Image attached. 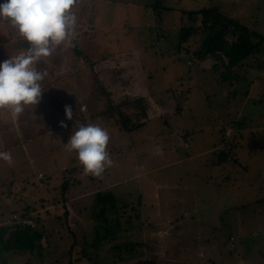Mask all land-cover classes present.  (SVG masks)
I'll use <instances>...</instances> for the list:
<instances>
[{
	"label": "rangeland",
	"instance_id": "374dc122",
	"mask_svg": "<svg viewBox=\"0 0 264 264\" xmlns=\"http://www.w3.org/2000/svg\"><path fill=\"white\" fill-rule=\"evenodd\" d=\"M204 7L264 35V0H78L72 8L77 16L72 46L62 44L36 63L44 77L39 102L25 105L18 118L10 109H0V151L13 157L11 166L0 160V222L7 220L9 229L3 244L13 251L33 247L35 252L16 251V261L0 247V264H35L36 256L45 264H98V258L130 264L127 256L131 264H140L143 258L136 256L142 255L144 244L156 248L159 243L156 252L145 256L147 262L264 264V41L260 52L235 66L232 74L214 67V57L198 52L202 34L195 31L186 42H178L179 28L202 27L201 19L191 20L188 13ZM4 25L0 62L29 47L14 27L4 35ZM111 104L118 108L108 113ZM66 105L72 120L65 117ZM75 121L99 124L109 133L106 150L113 165L99 177L86 174L76 152L65 147ZM128 135L134 143L126 151ZM196 152L186 158L185 153ZM123 154L144 160L143 168L168 164L157 177L146 174L114 190L118 198L132 202L134 209L126 210L122 225L133 233L131 239L143 244L122 255L109 250V241L94 243L98 234L91 208L98 179L105 183L139 170L132 160L118 168ZM64 175L81 181L71 184V194L78 196L64 208L39 206L37 211L49 210L41 216L45 230L62 209L69 208L70 218L55 220L53 231L38 241L16 230L8 219L11 209L21 210V201L10 202L23 195L24 186L31 191L25 180H49L54 187ZM25 196L31 201V193ZM75 209L82 213L77 216Z\"/></svg>",
	"mask_w": 264,
	"mask_h": 264
},
{
	"label": "trees",
	"instance_id": "16d2710c",
	"mask_svg": "<svg viewBox=\"0 0 264 264\" xmlns=\"http://www.w3.org/2000/svg\"><path fill=\"white\" fill-rule=\"evenodd\" d=\"M191 20H194L193 18H200L202 27L199 26H184L179 28V44H182L183 42H186L190 35H196L194 33L198 32L199 34H202V40H201V46L198 50V52L204 55H210L215 58V62H213V66L220 68L225 73H233L232 70L235 66L241 65L244 63L245 59H248L253 54L260 52V46L264 41V35L257 33L251 26H248L247 24H244L240 22L238 19H234L228 16L222 15L218 10L204 7L200 8L194 11H191L188 13ZM195 27V28H194ZM196 31V32H195ZM203 55V57H204ZM223 72V73H224ZM264 95V92L260 91V94ZM118 107L111 104V107L108 108L107 112L111 113L112 111L116 110ZM132 131V130H129ZM14 138V137H12ZM16 143H18L16 141ZM76 168H72L69 173L72 171H76ZM106 171V169H105ZM72 178V177H71ZM69 178V176H63L62 181L58 184V186H49V180L42 179V182H45L43 184L42 182L33 180L29 182V179H26L25 182H27L29 185H31L32 189L31 191L28 189L27 186H24V189L22 190L23 195H19V197H12L13 199L11 204L21 201L18 204L21 206V210L16 211V209H11V217L8 220H12L14 223V226L16 230L23 231L29 233V237L31 239L33 238L32 235H34L39 240L40 235L43 237V233L49 231L52 232V223L49 228L45 227L44 223H41V216L43 214H48L49 210H44L42 212H38L37 210L41 207L51 206V207H66L68 206V203H70V199L72 198V190L71 184H75L81 181L79 179H76V177L73 179ZM106 180V179H105ZM39 182V183H35ZM101 180L98 179V183L100 184L96 191L94 192L95 196L92 202V211H91V217L93 216V230L98 234L94 238V243H98L99 245L102 244L105 241H109L111 244L108 246L110 251H118L120 250V253L123 255V252L130 253L136 250V247H141L143 244L138 241H134L130 238V235H132V232H128L129 229L124 227L122 224L126 221L124 220V217L126 214L127 209L131 206L130 210L134 209V206L132 205V202L126 201L124 198L120 199L114 194V190H117L119 188V185L117 186H111V187H102L103 184H101ZM92 183H94L92 181ZM132 183V181L125 182L122 184V187L129 186ZM45 185V186H44ZM121 186V185H120ZM14 187H17L14 186ZM45 187V188H43ZM40 188V189H39ZM121 188V187H120ZM80 190V189H78ZM77 190V191H78ZM26 192V193H24ZM31 193L32 199L31 201H28V198L25 196L26 194ZM23 196H25V199H23ZM8 200V196H3V199ZM116 200L118 201V206L116 203ZM126 202H124V201ZM138 200H140L138 198ZM5 201V200H4ZM25 202V204L23 202ZM45 201H47V204H45ZM123 202V203H122ZM51 204V205H48ZM9 205V204H8ZM96 205H98V211L96 208ZM86 206V205H85ZM118 208V209H117ZM36 213L35 216L31 214L32 212ZM77 216L82 213L81 209H75V212ZM70 212L69 208L62 209V213L54 215L53 221L55 220L62 223L63 217L69 219L70 218ZM129 217H138V215L135 214H129ZM29 217L31 220L30 223L22 222V218ZM78 218H76L77 220ZM128 221V220H127ZM8 222L1 221V223ZM69 226V225H68ZM1 227V226H0ZM39 227V229L37 228ZM55 227V233L60 235L61 230ZM51 229V230H50ZM44 231V232H43ZM130 234V235H129ZM6 235V234H5ZM76 236L75 234H73ZM1 236V235H0ZM3 238L1 236L0 240V247L5 250L11 259L18 258L16 256L17 252L19 251L20 254H26L29 250L31 252V255H33L34 249L32 247V250L27 247H16L18 250H10L6 245L3 244ZM19 237L17 236V239L13 238V240L17 243ZM118 239H121L120 241H116ZM140 244V245H139ZM71 245V243H70ZM134 245V247H132ZM73 246V244H72ZM21 248V250H20ZM137 251V250H136ZM4 253V252H3ZM35 253V252H34ZM83 255V251L79 253ZM84 257H87L86 254H84ZM79 258V257H78ZM123 257L120 258L122 260ZM19 258L16 260L18 261ZM37 260V261H36ZM36 260H34L35 264H45L43 261V257L36 256ZM27 263H30L29 261H25ZM98 262L100 264H107V261L99 259ZM98 263V264H99ZM110 263V262H109ZM88 264H92L90 261ZM94 264V263H93ZM114 264V263H112Z\"/></svg>",
	"mask_w": 264,
	"mask_h": 264
},
{
	"label": "clouds",
	"instance_id": "9594fccd",
	"mask_svg": "<svg viewBox=\"0 0 264 264\" xmlns=\"http://www.w3.org/2000/svg\"><path fill=\"white\" fill-rule=\"evenodd\" d=\"M78 0H4L0 3V24H10L28 42L26 51L0 62V109H10L18 118L25 105H36L42 95L40 81L43 74L35 65L42 57L53 54L67 43L72 46L76 37L77 16L72 8ZM81 110H84L82 107ZM65 117L73 119L70 106L64 107ZM61 127H66L63 121ZM110 136L96 123L75 125L65 147L75 151L86 174L101 176L113 161L107 152ZM0 160L9 166L13 157L9 151H0ZM162 236L167 232L161 233Z\"/></svg>",
	"mask_w": 264,
	"mask_h": 264
},
{
	"label": "crops",
	"instance_id": "0c3cea01",
	"mask_svg": "<svg viewBox=\"0 0 264 264\" xmlns=\"http://www.w3.org/2000/svg\"><path fill=\"white\" fill-rule=\"evenodd\" d=\"M4 2V1H3ZM2 2V3H3ZM6 24V23H5ZM1 25H4V24H0V26ZM5 26V25H4ZM3 26V27H4ZM2 26L0 27V28H3ZM6 27H7V29H6V33L4 34V35H7V34H9V32L12 30H14V28L10 25V24H6ZM1 31V30H0ZM4 38H6V37H4ZM26 48H28V47H21V50L22 51H24ZM35 67H36V69L37 70H39L40 69V67L39 66H37V64L35 65ZM69 82H71V80H69ZM71 86H74L73 84H71ZM31 114V113H30ZM23 115H27V113H25V114H23ZM29 115V114H28ZM26 123V122H25ZM27 124V123H26ZM16 126L17 127H19L20 125L19 124H16ZM126 137V139L128 140V143H127V145L125 146V149H126V151H129V150H132V144L134 143V140H133V137L131 136V135H128V137L127 136H125ZM200 152H203V151H200ZM199 153V152H198ZM197 152L196 153H193V154H189V153H185L186 154V158H191L192 156L194 157V155H197L198 154ZM131 160H132V162H134V163H139L140 165H138V171H132L131 173H132V175H130V176H128V177H123V178H121V177H119V178H116V179H114V178H112V179H108V180H106L105 181V183H103V182H101V184H103V186L102 187H111V186H117V185H119V187H122V184H124L125 182H128V181H130V179H132V180H136L137 182H139V179H141L142 178V176H145L146 174L147 175H151V176H155V177H157L156 175H155V173L156 172H158V171H160V170H162V169H164L166 166H167V164L168 163H166V162H164V163H162V164H160V163H158V164H156L157 165V167H151V166H148V165H146L147 167L146 168H143L142 166H144V160H141V161H137L135 158H133L132 156H130V155H128V154H123L122 156H120V158L118 159V161H117V164H115L118 168L120 167V166H129L130 164L129 163H131ZM183 159H181V157L179 158V159H175V162H177V163H180L181 161H182ZM107 169V168H106ZM159 179H161V178H159ZM155 183V182H154ZM121 185V186H120ZM160 185H162V186H164L163 185V183L160 181ZM125 186V185H124ZM98 188V187H97ZM155 188L156 189H158L156 186H155ZM94 190V189H93ZM141 195V194H140ZM76 196H78V195H76ZM76 196H72V198L73 199H75L76 198ZM70 201H71V199H70ZM6 205H8L7 204V202H6ZM158 207L160 208V203H158ZM39 210V209H38ZM38 212H41V211H38ZM46 219V218H45ZM162 220V219H161ZM165 220H168V219H165ZM164 221V220H163ZM11 223V225H13L14 226V223L13 222H10ZM41 223L43 224L44 223V225H45V227H47V224H46V222H44V220L43 219H41ZM51 223H53L52 221H51ZM7 224H8V222H4V223H1V227H3V232L2 231H0V235L3 233V237L5 236V234H6V230H8L9 231V229L7 228ZM50 226H51V224H49L48 225V227L50 228ZM154 229V228H153ZM145 231V230H144ZM160 232V231H159ZM160 233H162V232H160ZM0 238H1V236H0ZM2 240V239H1ZM0 240V242L2 243V241ZM158 246L159 247H161V244L159 243L158 244ZM157 246V247H158ZM157 247L156 248H154V247H152V246H150V245H147V244H144V246L142 247L143 249V251L141 252L142 253V255H139V256H136V257H142L143 258V261L142 262H139L140 264H153L152 262H147V260L148 259H146L145 258V256H148V254H149V252H152V251H155L156 249H157ZM154 248V249H153ZM153 249V250H152ZM156 252V251H155ZM158 253V252H157ZM4 254V253H3ZM144 254V255H143ZM5 255V254H4ZM5 256H7V258L9 259V260H12L11 259V257L8 255V254H6ZM159 257V256H158ZM124 260L126 261H128L130 264L131 263H133L131 260H130V258H128V256L127 257H125L124 258ZM44 261V260H43ZM135 261H136V259H135ZM45 262V261H44ZM136 262H138V261H136Z\"/></svg>",
	"mask_w": 264,
	"mask_h": 264
},
{
	"label": "built area",
	"instance_id": "2783aa9c",
	"mask_svg": "<svg viewBox=\"0 0 264 264\" xmlns=\"http://www.w3.org/2000/svg\"><path fill=\"white\" fill-rule=\"evenodd\" d=\"M39 177H42L41 173H39ZM21 220H22V222H26V223H30L31 222V220L29 218L28 219L22 218Z\"/></svg>",
	"mask_w": 264,
	"mask_h": 264
},
{
	"label": "bare ground",
	"instance_id": "6f19581e",
	"mask_svg": "<svg viewBox=\"0 0 264 264\" xmlns=\"http://www.w3.org/2000/svg\"><path fill=\"white\" fill-rule=\"evenodd\" d=\"M85 54V53H84ZM75 196V195H74Z\"/></svg>",
	"mask_w": 264,
	"mask_h": 264
}]
</instances>
